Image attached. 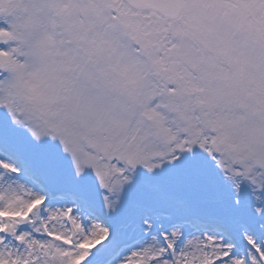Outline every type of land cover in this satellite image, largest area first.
Instances as JSON below:
<instances>
[{"label":"snow or ice","instance_id":"1","mask_svg":"<svg viewBox=\"0 0 264 264\" xmlns=\"http://www.w3.org/2000/svg\"><path fill=\"white\" fill-rule=\"evenodd\" d=\"M0 264H264V0H0Z\"/></svg>","mask_w":264,"mask_h":264}]
</instances>
